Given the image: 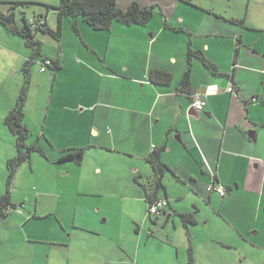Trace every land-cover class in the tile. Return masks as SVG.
Wrapping results in <instances>:
<instances>
[{
  "label": "crops",
  "instance_id": "obj_1",
  "mask_svg": "<svg viewBox=\"0 0 264 264\" xmlns=\"http://www.w3.org/2000/svg\"><path fill=\"white\" fill-rule=\"evenodd\" d=\"M229 1L236 6L243 2ZM187 2L211 13L208 21L202 20L205 16L200 12L195 14L194 26L171 25L166 17L155 29L148 23H113L110 30H96L78 18V32H70L64 24L62 36L55 38L57 49L42 54L57 61L59 68L45 71L39 85L50 88V97L41 133L45 142L38 146L43 156L64 170L58 174V190L66 195L100 194L104 179L115 173L133 176L135 182L137 176L150 177L148 157L158 154L170 168L164 175L167 194L160 193L170 199V205L158 216H147L152 223L145 209L139 219L130 215V229L123 217L105 216L104 231L94 229L97 219L87 211L96 205L101 216L102 204L87 198L78 202L74 195L65 198L62 218L57 220L60 228L48 220L51 213H38L40 201L30 217L26 216L29 208L23 211L17 206L12 216L0 218L5 262L10 261L11 247L18 248L16 264H26L24 255L32 256V261V248L37 249L40 262L51 260L62 248L68 253L59 258L66 257V264H90V259L77 254L79 245H87L105 264H170L154 256L152 247L168 242L176 245L178 256L183 254L181 264H188L190 250L194 264L264 263V257L249 260L246 249L250 244L264 253V153L260 152L264 121L255 116L264 108L259 100L264 96L260 89L264 48L257 47L259 42L248 34L249 29L264 32V28L248 26L246 13L221 15L201 3ZM179 27L184 30L175 29ZM190 48L201 50L218 71H211L199 58L189 61ZM154 70L171 74L170 82L154 83L150 79ZM187 71L191 84L184 91L181 82ZM198 90L207 94L208 105L196 113L191 95ZM72 148L85 150L83 162H59ZM204 162L228 189L224 197L207 190L212 179ZM111 167L118 171L110 172ZM98 180L103 181L98 185ZM122 182L113 188L122 187ZM16 185L14 194L22 190L18 178ZM249 194L258 198L257 210L252 209L251 199L246 200ZM134 195L142 202L146 196L137 189ZM45 207H53L52 202ZM182 213H192L196 222L185 224ZM77 230L102 238H84ZM49 235L63 238L41 239ZM41 242L49 248L43 251Z\"/></svg>",
  "mask_w": 264,
  "mask_h": 264
},
{
  "label": "rangeland",
  "instance_id": "obj_2",
  "mask_svg": "<svg viewBox=\"0 0 264 264\" xmlns=\"http://www.w3.org/2000/svg\"><path fill=\"white\" fill-rule=\"evenodd\" d=\"M0 11L7 13L12 6V3L15 5V1H28L27 4H18L13 7L15 12L16 19L13 21V24L18 27H25L24 15L27 17H32L38 13H47L48 23L51 27L55 28L57 23V15L55 7L59 6L61 0H0ZM188 0H118V4L122 5L121 9L126 10L131 3L136 2L141 6L146 7L154 6V16L148 22L150 29H155L161 26L164 22V17L168 18V22L171 25H175L178 22H181L187 26H194L196 24L197 16L195 14H202L205 16L202 20L208 21V16L211 13H208L207 10L201 11L203 8L198 7L193 4H189ZM197 2L199 5H205L206 9L213 8L221 15H236V13H246L247 19L246 24L250 27H262L264 28V0H242V4L239 2L234 5L229 0H192ZM233 2L236 0H232ZM12 2V3H10ZM249 4H248V3ZM55 6V7H54ZM204 6V7H205ZM49 10L47 11V9ZM210 12V10H209ZM215 14V13H214ZM219 16V15H218ZM68 18V17H66ZM69 20V19H66ZM68 27V30L71 32L72 29L70 25L65 22V28ZM73 32V31H72ZM249 35L252 39L257 40L259 44L257 47L260 49L264 48V32L256 31L254 28L249 29ZM151 33V32H150ZM72 34V33H71ZM73 36V34H72ZM37 40L41 42L42 54L51 53L54 49L58 47V41L51 35L46 33L38 32L36 35ZM77 46V45H76ZM32 49V48H31ZM31 49L27 46L25 39L18 32L11 31L2 23H0V193L5 192L6 186V159L15 156L17 150L15 147V136L12 131L7 127L4 122L5 116L8 112L16 105V102L21 94L22 86L25 82V77L22 72V67L25 61L31 55ZM42 61L41 59L37 60L31 68V82L29 85L27 104L25 111L28 112L25 118L26 125L30 128L29 138L27 144L29 146L36 145L45 142V135H41L42 127L46 119L47 103L50 97V88H39V85L43 82L45 75L41 71ZM51 70L48 69L47 72ZM260 89L264 94V79L260 81ZM264 100V96L261 97ZM45 102V104H44ZM262 101H260L261 103ZM264 107V103H261ZM255 116H258L260 121H264V108L256 113ZM261 140V151L264 153V137L260 135ZM13 156V157H14ZM90 162L93 160V157L90 156L88 159ZM88 161V162H89ZM21 167V166H20ZM19 167V168H20ZM56 167L55 163L50 161L49 157L43 156L39 150L32 149L31 151V160L29 163H25V166L20 169L18 175L14 178V185L12 192L17 191L16 179L18 178L20 184L22 185L21 192L15 193L14 201L17 203L18 208H22L23 211L30 209L26 213V216H32L33 211L37 207V201H40V207L38 213H42L43 216L51 213L55 215L48 217V220H54L57 223V220L62 218L63 209L62 204L65 202V198L74 195V202L82 201L87 198L88 202L101 203L102 204V215H98L93 208H88L87 211H91L97 219V223L94 225L96 231H104V224L101 221L105 216L107 217H123L124 221L129 225V229L133 225L129 222L128 218L130 215H133L136 218H140L142 210L145 209V216H148V204L145 199L143 202L140 201L138 197L134 195L135 189L145 191V186L148 189L152 188V183L150 182V177L137 176V181L135 182L133 176H123L120 177L116 173L108 179L98 180V185L102 182L104 189L100 194H81L79 195L76 192L71 195H66L64 192L58 190L57 180H60L59 173L63 174L64 170L62 167ZM110 172H116L115 167L109 169ZM68 179V177H66ZM123 181L121 183L122 187L113 188V185H117L116 182ZM130 180V182H127ZM70 182V180L68 179ZM135 182V183H133ZM165 185H167V182ZM69 185V184H68ZM73 187H76V184H73ZM25 193V194H22ZM47 193V194H44ZM61 194L62 198H57V194ZM251 199L252 209L257 210L258 208V198L252 199V194H249L246 200ZM174 201V198H171ZM46 202H52L53 207H45ZM23 203V206L20 204ZM93 206V205H92ZM144 206V208H143ZM89 207V206H88ZM12 216V215H10ZM149 218V217H147ZM150 220V218H149ZM150 223L151 220L149 221ZM156 225V221L153 222ZM59 227V226H58ZM72 227V226H71ZM60 228V227H59ZM155 228V227H154ZM153 231L159 235L157 230ZM161 231V230H160ZM81 234V237L84 238H102L92 235L90 233L84 232L82 230H77L76 234ZM49 238H63V235L59 237L53 236H42V240H47ZM261 240V237L258 238ZM43 251L48 247L47 242L39 243ZM153 255L156 257H162L164 262L169 261L170 264H181L183 260V254L178 256V250L176 245L170 243L160 244L153 243ZM247 255L249 260H258L259 258L264 257V253H260L253 245L248 244L246 246ZM18 248L11 247L10 249V261L5 262V258H2V250L0 247V264H16V259H13L16 255ZM53 250V249H52ZM30 253L35 255L32 261L29 260L32 256L24 255V261L26 264H66L65 259H60L62 255L64 256L65 249L60 250L58 254L55 252V257L51 260H39L37 249H30ZM96 251L90 248L88 250L87 245H79L77 248V254L83 260L90 259V264H105L102 262V259L97 255ZM68 258V256H67ZM153 264H158L156 261ZM166 264V263H165ZM264 264V263H263Z\"/></svg>",
  "mask_w": 264,
  "mask_h": 264
},
{
  "label": "trees",
  "instance_id": "obj_3",
  "mask_svg": "<svg viewBox=\"0 0 264 264\" xmlns=\"http://www.w3.org/2000/svg\"><path fill=\"white\" fill-rule=\"evenodd\" d=\"M188 1L190 2V0ZM27 2L28 1H15V5L23 3L27 4ZM1 3L2 2L0 1V4ZM15 5L12 3V6L7 13L0 11V23H2L11 31L20 33L25 39L27 46L32 49L30 57L25 61L22 67L25 82L22 86L21 94L16 102V105L8 112V114L4 118L5 124L15 136V147L17 150V154L14 157L9 158L7 161L8 174L6 179L5 192L0 195V218H5L12 212L17 210V204L13 202L11 191L14 178L19 167L23 163L30 162L32 149L39 150L40 153H43V151L39 149V146H29L27 144L30 129L26 126L24 120L26 115L25 106L27 103L26 101L28 98L29 85L31 82V68L32 65L39 59H41L42 61V72H45L50 68L54 69L55 71L59 68V66L57 61H55L53 58L45 57L42 55L41 42L36 38L37 33L40 32L50 34L54 38L60 39V37L62 36V28L65 22L70 23L72 30L78 32V18H81L84 22H86L96 30H110L113 23H121L123 25H146L153 18L155 12L154 6H151V8H149L148 6L143 7L136 2L131 3V5L126 10H123L118 4V0H61L59 6H54L57 15V23L55 28L49 25L47 13H38L36 15H33L32 17H27V15H24L25 27H18L17 25L15 26L13 24V21H15L16 19V15L12 9ZM48 10L49 8L47 9V11ZM175 29L184 30V28L182 27ZM193 58H199L200 60H202L206 64V66L214 73L218 71L216 65L206 59L204 53L201 50L190 48L188 52V60L190 61ZM46 60H50L51 64L46 66ZM44 66H46L45 71L42 70V67ZM150 79L154 83L168 84L171 80V74L163 72L161 70H154L150 73ZM181 84L182 90H189L191 84L190 72L187 71L186 73H184ZM196 92H199L202 95L203 99H205L207 102V94L198 90L192 93L191 103L194 101L193 95ZM256 99L259 98L256 97ZM259 100L264 103L263 99ZM207 105L208 102L206 106ZM206 106L200 110L196 109V111L198 113L202 112L203 110H205ZM84 156L85 150L83 148H72L71 150H68L66 154L60 157L58 161L63 162L70 160L79 165L83 162ZM148 161L151 163L153 169V174L150 176L152 188L148 189L147 186H145V200L148 204V208L158 198L166 199L168 201V207L170 205V199L165 195L167 194V191L164 182V175L167 170H170V168L161 161L158 154L150 155L148 157ZM204 164L208 172L210 171L209 176L210 179H212V169L210 168V166H207L206 162H204ZM161 191H166V193L164 195H161ZM181 217L182 221L185 224H194L196 222L195 217L192 213H182ZM188 264H194V256L191 250L189 252Z\"/></svg>",
  "mask_w": 264,
  "mask_h": 264
},
{
  "label": "built area",
  "instance_id": "obj_4",
  "mask_svg": "<svg viewBox=\"0 0 264 264\" xmlns=\"http://www.w3.org/2000/svg\"><path fill=\"white\" fill-rule=\"evenodd\" d=\"M45 64H46V66H48L49 64H51V61L46 60ZM46 66L42 67L43 71L46 70ZM229 90L230 91L233 90V87L230 86ZM193 98H194V101L191 103V107L200 110L206 106L207 102L205 99H203L202 95L199 92L194 93ZM206 164L209 167L207 162H206ZM211 175H212V182L208 186V190L211 192H216L219 196L224 197L227 194L226 186L223 183H221L215 179V174L213 171H211ZM167 205H168V201L166 199L158 198L149 206L148 216L160 215L165 210Z\"/></svg>",
  "mask_w": 264,
  "mask_h": 264
},
{
  "label": "water",
  "instance_id": "obj_5",
  "mask_svg": "<svg viewBox=\"0 0 264 264\" xmlns=\"http://www.w3.org/2000/svg\"><path fill=\"white\" fill-rule=\"evenodd\" d=\"M192 110H194L196 113H198L197 111H196V109L195 108H191ZM190 112V111H189ZM191 114H192V112H191ZM252 137V136H251Z\"/></svg>",
  "mask_w": 264,
  "mask_h": 264
},
{
  "label": "clouds",
  "instance_id": "obj_6",
  "mask_svg": "<svg viewBox=\"0 0 264 264\" xmlns=\"http://www.w3.org/2000/svg\"><path fill=\"white\" fill-rule=\"evenodd\" d=\"M191 108H193V107H191Z\"/></svg>",
  "mask_w": 264,
  "mask_h": 264
}]
</instances>
